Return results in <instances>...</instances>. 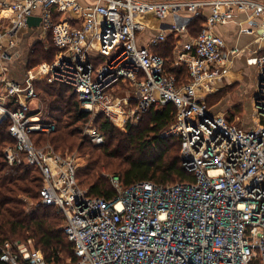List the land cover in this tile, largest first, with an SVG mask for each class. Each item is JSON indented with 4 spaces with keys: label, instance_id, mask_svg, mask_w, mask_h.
Wrapping results in <instances>:
<instances>
[{
    "label": "built area",
    "instance_id": "obj_1",
    "mask_svg": "<svg viewBox=\"0 0 264 264\" xmlns=\"http://www.w3.org/2000/svg\"><path fill=\"white\" fill-rule=\"evenodd\" d=\"M206 6L211 15L199 33L175 46L176 65L189 71V80L178 85L155 48L168 33H187ZM234 10L246 13L253 26L247 31L259 28L264 38V0L0 1V14H9L0 29V123L10 121L15 141L5 148V158L9 165L41 173V202L63 213L77 258L66 264H264V53L255 58V125L238 126L207 99L219 89L235 54L213 28L230 22ZM32 15L42 17L41 31L51 32L58 49L50 81L71 86L91 114L82 135L103 144L106 136L95 126V114L114 124H134L152 108L172 103L176 121L162 136L180 137L181 159L193 182L142 180L125 187L112 177L113 199L91 196L80 185L76 153L34 143V132H54L57 123L32 115L40 109L32 106L36 72L29 70L18 81L7 69L15 38ZM154 22L160 32L142 44L140 34ZM31 243L5 242L0 259L50 264Z\"/></svg>",
    "mask_w": 264,
    "mask_h": 264
},
{
    "label": "trees",
    "instance_id": "obj_2",
    "mask_svg": "<svg viewBox=\"0 0 264 264\" xmlns=\"http://www.w3.org/2000/svg\"><path fill=\"white\" fill-rule=\"evenodd\" d=\"M201 22L197 18L190 25L189 32L192 36L199 33ZM174 49L173 34L155 48L164 56L168 72L175 76L178 85H183L189 80V71L186 66L175 65ZM34 52L42 53L43 61L50 62L57 56L58 49L52 43L46 51L36 48ZM36 89L43 91L45 109L49 117L57 123V129L51 133L34 132V143L42 145L50 142L61 153H65L67 149L70 152H74V149L84 151L75 152L78 161L77 176L80 185L86 186L83 188L91 196L113 199L117 194L108 179L100 176L102 164H108V167L114 169L125 187L142 180L161 185L195 180L194 174L183 165L180 137L162 136V132L176 121L177 108L174 104L152 108L143 115L139 124L129 123L126 132L117 128L108 116L99 113L94 124L107 140L96 145L81 133V127L89 122L91 114L81 108L80 100L71 86L58 81L42 80L36 83ZM9 126V120L0 123V254L5 242H14L15 234L26 232L28 237L35 238L41 245V253L46 262H75L77 258L73 244L64 232L63 213L54 206L41 202L43 178L39 170L32 166L9 165L6 161L4 150L15 142L9 133ZM79 139L88 141L91 146L82 145ZM166 153L171 156L172 161L165 160ZM84 155L88 157L82 166ZM28 206H32L31 212H26ZM68 252L69 260H62V255ZM0 264L7 263L0 259Z\"/></svg>",
    "mask_w": 264,
    "mask_h": 264
},
{
    "label": "crops",
    "instance_id": "obj_3",
    "mask_svg": "<svg viewBox=\"0 0 264 264\" xmlns=\"http://www.w3.org/2000/svg\"><path fill=\"white\" fill-rule=\"evenodd\" d=\"M80 1L84 5L93 3V0ZM221 9L223 11L229 10V8L226 6H222ZM233 13L234 14L230 22L226 24H217L213 28L217 34L221 35L225 39L227 48L229 50H235V54L232 56L231 62L226 66L224 79L219 84L220 87L216 91L218 93L215 96L220 98V102L224 100V102L227 104V108L236 110L238 107L243 106L244 104L248 108H251L255 101L259 76V69L255 63V58L258 54L264 53V38L260 37L259 28H256L253 33L247 31L253 26L251 25L246 13L240 12L238 10H234ZM210 15L211 8L208 6L203 8L202 14L197 17L202 20L201 29ZM8 16L9 14L7 12L0 14V29H3L8 24ZM165 21H171V17L166 18ZM160 28V24L158 22H154L152 27H149L145 32L140 34V42L142 44L146 43L147 40H149L152 36H155L160 32ZM41 33L43 34L46 32H42L40 26H38L33 28H24L17 34V37L15 38L16 45L12 49V53L15 55L11 59L7 60V69L9 75L12 78L17 79L18 81L21 79V77L19 78L17 76L18 71L15 72L14 69H10L9 64L12 66V63L16 61L18 55H23L21 51L23 50L25 43L22 41H24L28 35H40ZM171 34L173 33H168L167 38ZM191 37L192 35L189 31L180 36L173 34L175 46L179 43L183 44L187 42ZM20 43L23 44L20 45ZM212 95L213 93L208 96L207 99L209 100V97H212Z\"/></svg>",
    "mask_w": 264,
    "mask_h": 264
},
{
    "label": "rangeland",
    "instance_id": "obj_4",
    "mask_svg": "<svg viewBox=\"0 0 264 264\" xmlns=\"http://www.w3.org/2000/svg\"><path fill=\"white\" fill-rule=\"evenodd\" d=\"M22 42L25 43V46H24L23 50L21 51L23 55H20V56L18 55V57L16 58V61L12 63V66H10L11 64H9V68L10 69H14L15 72L18 71L17 76L19 78L21 77V79H19L20 81H22V79L24 80V78L27 75L29 70H34V72H36L37 79H36V81L34 83V86H35V90L37 92V97L35 98L32 106H37L38 105L40 107V109H39V113L38 114L37 113H33L32 115H36V117L47 118L49 115L47 113V110L45 109V105H44V102L42 100L44 93L41 90L37 91L36 83L37 82H41L42 80L43 81H47V82H56V81H50L51 72L48 71L50 65L55 60V58H54V60H52L50 62L43 61L44 55L42 53L34 54L35 53L34 50H36V48H38L40 50H41V48H43L44 51H46L47 48L51 47L52 34H51V32H46V33H43V34L41 33L40 35H38V34L28 35L25 38V40L22 41ZM147 42H148V40H147ZM23 43H20V45L23 44ZM173 54H174V51H173ZM174 56H175V54H174ZM41 61H43V62H41ZM174 61H175V59H174ZM38 63H40V64H38ZM33 65H36V66L33 67ZM175 65H176V63H175ZM217 93L218 92L213 93L212 97H209V100H208L209 103H210V106L212 108H214L217 112L224 113L225 116L229 117L230 120L235 122L240 127H252L253 125H255L257 123L258 115H257V112L255 110L254 104L251 106V108L250 107L248 108L244 104L243 106L238 107V109H236V110H231L230 108H227V104H226V102H224V100L222 102H220V98L215 96ZM98 114H95L94 117L96 118V116ZM142 117L136 123H134V125L139 124L141 119H142ZM95 118H94V120H95ZM90 121H91V118H90L89 122ZM129 123L130 122H125V124H123V125H121V123H117L118 125L114 124V123L113 124L117 128H119L122 132H126L127 125ZM145 124L146 123H144V125ZM106 140H105V142H106ZM79 142L82 145L91 146L89 144V142L86 141V140L79 139ZM47 143H50V142H47ZM72 151H74V152H70V149H67V151L65 153L69 152V153H74L75 154V152H78V153L79 152H84V151H79L77 149H74ZM87 157H88V155L87 156L86 155L83 156V158L81 160L82 166L86 163ZM165 158H166L165 160L167 162L172 161V158H171V156L168 153H166ZM100 176H102L104 178H107L108 181H109L110 186L112 184L111 183V178L112 177H119L120 178V176H118V173H115L114 169L108 167V164H102L101 165ZM175 181H178V179L175 180ZM83 187L86 188V186H84V185H83ZM30 205H31V203H30ZM32 206H28L26 208V212H31ZM14 238L16 239L14 242H22V243H25V242L28 243V241L31 240L32 241L31 247H33L36 250H38V251L43 253L41 245H39L37 243L35 238L28 237V233L25 232L24 234H15ZM69 255H70L69 252L68 253H64V255H62V258H63L62 260H64V261L67 260L68 261L69 260L68 259Z\"/></svg>",
    "mask_w": 264,
    "mask_h": 264
},
{
    "label": "water",
    "instance_id": "obj_5",
    "mask_svg": "<svg viewBox=\"0 0 264 264\" xmlns=\"http://www.w3.org/2000/svg\"><path fill=\"white\" fill-rule=\"evenodd\" d=\"M41 21H42V17L41 16L32 15V16L28 17V20H27L28 28H33V27L40 26Z\"/></svg>",
    "mask_w": 264,
    "mask_h": 264
}]
</instances>
